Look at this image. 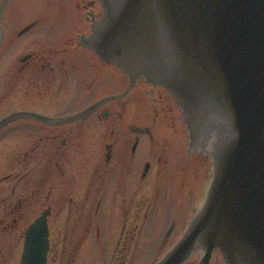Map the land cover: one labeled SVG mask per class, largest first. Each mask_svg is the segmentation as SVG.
Here are the masks:
<instances>
[{
	"label": "flooded vegetation",
	"instance_id": "af4514ba",
	"mask_svg": "<svg viewBox=\"0 0 264 264\" xmlns=\"http://www.w3.org/2000/svg\"><path fill=\"white\" fill-rule=\"evenodd\" d=\"M103 14L100 0H0V264H23L28 241L46 264L157 258L206 196L210 157L171 93L131 86L85 44Z\"/></svg>",
	"mask_w": 264,
	"mask_h": 264
},
{
	"label": "water",
	"instance_id": "95a60500",
	"mask_svg": "<svg viewBox=\"0 0 264 264\" xmlns=\"http://www.w3.org/2000/svg\"><path fill=\"white\" fill-rule=\"evenodd\" d=\"M100 1L85 44L131 86L168 90L212 160L205 200L155 264H209L216 250L226 264H264V0ZM45 252L28 241L23 264H46Z\"/></svg>",
	"mask_w": 264,
	"mask_h": 264
},
{
	"label": "rangeland",
	"instance_id": "374dc122",
	"mask_svg": "<svg viewBox=\"0 0 264 264\" xmlns=\"http://www.w3.org/2000/svg\"><path fill=\"white\" fill-rule=\"evenodd\" d=\"M182 126H180L179 125V127L178 128H176V129H178V131H179V134H176V135H173L172 137H173V139L174 138H176V139H178V138H183V137H186V135L183 133V131L182 130H184V128L182 129L181 128ZM173 129V128H172ZM0 162H1V157H0ZM174 180V175L171 177V179H170V181L172 182ZM169 181V182H170ZM171 203H172V201H170ZM166 205H165V207H166V209H167V205H170L169 204V202L167 201L166 203H165ZM171 206V205H170ZM172 206L174 207V204L172 203ZM165 209V210H166ZM183 225V224H182ZM181 225V229L183 228V226ZM166 227H168V226H166ZM149 242V241H148ZM146 243L145 244V247L144 248H151V246L153 245L154 246V244H155V242H149V243ZM152 253L151 252H149V254H144V253H142V254H140V253H137V254H134V256H133V258H132V260H133V264H152V263H154V261L157 259V258H159L161 255H162V253L159 255V257H154V256H152L151 255Z\"/></svg>",
	"mask_w": 264,
	"mask_h": 264
},
{
	"label": "bare ground",
	"instance_id": "6f19581e",
	"mask_svg": "<svg viewBox=\"0 0 264 264\" xmlns=\"http://www.w3.org/2000/svg\"><path fill=\"white\" fill-rule=\"evenodd\" d=\"M218 251H220V250H218ZM221 252V251H220ZM222 257H223V260H224V262H225V259H224V256H223V254H222ZM225 264H226V262H225Z\"/></svg>",
	"mask_w": 264,
	"mask_h": 264
}]
</instances>
